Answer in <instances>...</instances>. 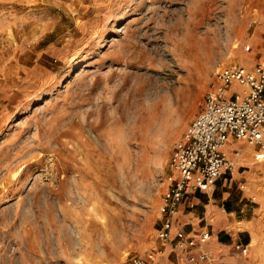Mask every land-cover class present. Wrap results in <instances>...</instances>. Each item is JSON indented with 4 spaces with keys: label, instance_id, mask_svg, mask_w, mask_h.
<instances>
[{
    "label": "rangeland",
    "instance_id": "obj_1",
    "mask_svg": "<svg viewBox=\"0 0 264 264\" xmlns=\"http://www.w3.org/2000/svg\"><path fill=\"white\" fill-rule=\"evenodd\" d=\"M263 60L264 0H0V264H194L189 194L158 237L170 159L216 72Z\"/></svg>",
    "mask_w": 264,
    "mask_h": 264
},
{
    "label": "built area",
    "instance_id": "obj_2",
    "mask_svg": "<svg viewBox=\"0 0 264 264\" xmlns=\"http://www.w3.org/2000/svg\"><path fill=\"white\" fill-rule=\"evenodd\" d=\"M216 78L218 83L207 93L201 112L177 141L170 159V167L177 176L163 197L162 227L158 233L161 239L171 240L176 226L174 215L185 195L209 192L222 175L233 173L236 160L225 151L230 139H241L254 146L256 160H264V60L252 68L225 66L216 72ZM235 155L240 157L241 150L235 149ZM173 236V249L183 253L189 262L197 264L209 258L204 247L210 238L207 225L194 234L180 224ZM237 247L243 253L248 251L246 245ZM194 248H199L197 254L192 252ZM133 261L147 264L137 257Z\"/></svg>",
    "mask_w": 264,
    "mask_h": 264
},
{
    "label": "crops",
    "instance_id": "obj_3",
    "mask_svg": "<svg viewBox=\"0 0 264 264\" xmlns=\"http://www.w3.org/2000/svg\"><path fill=\"white\" fill-rule=\"evenodd\" d=\"M230 141L241 150V156L237 157L235 149L229 143L226 145L227 155L236 160L233 173L222 175L207 193L189 194L180 203L175 221L187 223V228L194 230L204 224V219L210 223L211 236L204 247L214 261L264 264V161L254 160L255 147L244 140ZM245 160L251 168L240 172ZM240 179L248 185L247 189L237 186ZM240 244L247 245L249 254L235 250ZM193 250L196 253L199 248Z\"/></svg>",
    "mask_w": 264,
    "mask_h": 264
},
{
    "label": "bare ground",
    "instance_id": "obj_4",
    "mask_svg": "<svg viewBox=\"0 0 264 264\" xmlns=\"http://www.w3.org/2000/svg\"><path fill=\"white\" fill-rule=\"evenodd\" d=\"M237 162H239V160H237Z\"/></svg>",
    "mask_w": 264,
    "mask_h": 264
}]
</instances>
